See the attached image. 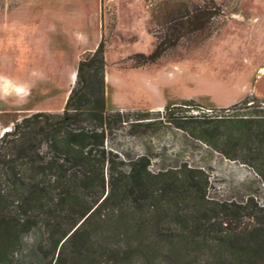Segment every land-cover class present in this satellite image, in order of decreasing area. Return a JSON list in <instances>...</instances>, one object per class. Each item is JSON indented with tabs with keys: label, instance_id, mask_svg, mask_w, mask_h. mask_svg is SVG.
Returning a JSON list of instances; mask_svg holds the SVG:
<instances>
[{
	"label": "rangeland",
	"instance_id": "1",
	"mask_svg": "<svg viewBox=\"0 0 264 264\" xmlns=\"http://www.w3.org/2000/svg\"><path fill=\"white\" fill-rule=\"evenodd\" d=\"M202 4L0 0V137L36 113H62L78 61L103 37L106 112L125 118L108 136L107 150L127 163L147 157L153 174L184 166L200 171L213 203L253 199L264 208V145L253 136L258 130L228 127L264 122V0L207 2L203 21L176 35L174 26L184 21L180 11ZM165 35L173 36L166 54L134 68L131 58L151 54ZM245 98L252 101L234 107ZM143 113L148 119L138 120ZM242 225L253 223L244 219ZM34 236L24 242L25 263L34 256Z\"/></svg>",
	"mask_w": 264,
	"mask_h": 264
},
{
	"label": "trees",
	"instance_id": "2",
	"mask_svg": "<svg viewBox=\"0 0 264 264\" xmlns=\"http://www.w3.org/2000/svg\"><path fill=\"white\" fill-rule=\"evenodd\" d=\"M202 1L180 11L185 22L174 26L176 35L203 21L213 0ZM172 37L157 41L149 55L135 54L132 66L156 64ZM105 52L102 37L78 61L62 113H36L0 137L6 144L0 147V264H264V208L253 199L213 203L200 171L184 166L153 174L147 157L127 163L107 150L108 136L125 118L106 112ZM258 123L228 127L244 133L256 127L253 136L264 145V122ZM32 235L35 252L25 263L20 255Z\"/></svg>",
	"mask_w": 264,
	"mask_h": 264
},
{
	"label": "built area",
	"instance_id": "3",
	"mask_svg": "<svg viewBox=\"0 0 264 264\" xmlns=\"http://www.w3.org/2000/svg\"><path fill=\"white\" fill-rule=\"evenodd\" d=\"M197 113V112H196ZM206 113V112H205ZM207 113H211V111L207 110Z\"/></svg>",
	"mask_w": 264,
	"mask_h": 264
},
{
	"label": "crops",
	"instance_id": "4",
	"mask_svg": "<svg viewBox=\"0 0 264 264\" xmlns=\"http://www.w3.org/2000/svg\"><path fill=\"white\" fill-rule=\"evenodd\" d=\"M73 78H74V76H73ZM17 87V86H16Z\"/></svg>",
	"mask_w": 264,
	"mask_h": 264
}]
</instances>
